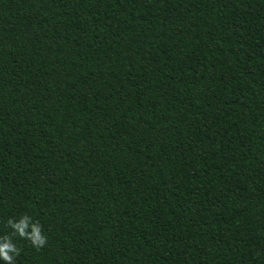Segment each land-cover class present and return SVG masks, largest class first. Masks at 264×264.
<instances>
[{"label":"trees","instance_id":"obj_1","mask_svg":"<svg viewBox=\"0 0 264 264\" xmlns=\"http://www.w3.org/2000/svg\"><path fill=\"white\" fill-rule=\"evenodd\" d=\"M25 214L15 264H264V0H0V236Z\"/></svg>","mask_w":264,"mask_h":264},{"label":"clouds","instance_id":"obj_2","mask_svg":"<svg viewBox=\"0 0 264 264\" xmlns=\"http://www.w3.org/2000/svg\"><path fill=\"white\" fill-rule=\"evenodd\" d=\"M6 227L7 234L0 236V261L4 264H15V258L20 253L15 238L28 241L32 247L39 249L47 243V236L43 233L40 222L34 221L29 215L9 218Z\"/></svg>","mask_w":264,"mask_h":264}]
</instances>
